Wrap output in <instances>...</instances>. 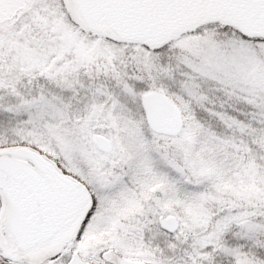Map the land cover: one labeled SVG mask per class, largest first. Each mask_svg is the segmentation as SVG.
<instances>
[{"label": "snow or ice", "instance_id": "obj_1", "mask_svg": "<svg viewBox=\"0 0 264 264\" xmlns=\"http://www.w3.org/2000/svg\"><path fill=\"white\" fill-rule=\"evenodd\" d=\"M0 264H264V0H0Z\"/></svg>", "mask_w": 264, "mask_h": 264}]
</instances>
